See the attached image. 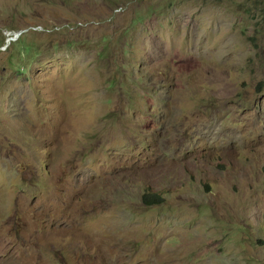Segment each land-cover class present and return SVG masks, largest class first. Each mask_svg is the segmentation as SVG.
I'll return each instance as SVG.
<instances>
[{
	"label": "rangeland",
	"instance_id": "obj_1",
	"mask_svg": "<svg viewBox=\"0 0 264 264\" xmlns=\"http://www.w3.org/2000/svg\"><path fill=\"white\" fill-rule=\"evenodd\" d=\"M5 32L0 264H264V0H0Z\"/></svg>",
	"mask_w": 264,
	"mask_h": 264
},
{
	"label": "built area",
	"instance_id": "obj_2",
	"mask_svg": "<svg viewBox=\"0 0 264 264\" xmlns=\"http://www.w3.org/2000/svg\"><path fill=\"white\" fill-rule=\"evenodd\" d=\"M33 31L39 30V28H31ZM48 31V30H45ZM25 32H5L3 35L4 43L0 47V51L5 52L13 43H16L19 38L23 36Z\"/></svg>",
	"mask_w": 264,
	"mask_h": 264
},
{
	"label": "trees",
	"instance_id": "obj_3",
	"mask_svg": "<svg viewBox=\"0 0 264 264\" xmlns=\"http://www.w3.org/2000/svg\"><path fill=\"white\" fill-rule=\"evenodd\" d=\"M163 199V195L161 194L151 195L148 191H142L141 202L147 207L160 205L161 203H163Z\"/></svg>",
	"mask_w": 264,
	"mask_h": 264
},
{
	"label": "clouds",
	"instance_id": "obj_4",
	"mask_svg": "<svg viewBox=\"0 0 264 264\" xmlns=\"http://www.w3.org/2000/svg\"><path fill=\"white\" fill-rule=\"evenodd\" d=\"M3 43H4V41H3ZM13 44H14V43H13ZM10 47H11V46H10ZM10 47H9V48H10ZM9 48H8V49H9Z\"/></svg>",
	"mask_w": 264,
	"mask_h": 264
}]
</instances>
